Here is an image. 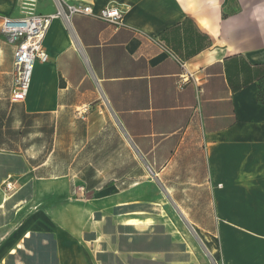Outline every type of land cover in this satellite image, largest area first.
<instances>
[{
	"label": "crops",
	"instance_id": "obj_1",
	"mask_svg": "<svg viewBox=\"0 0 264 264\" xmlns=\"http://www.w3.org/2000/svg\"><path fill=\"white\" fill-rule=\"evenodd\" d=\"M67 1L96 11L116 5L121 25L55 19L50 60L34 65L24 113L59 117L72 108L109 159L131 150L146 174L131 183L136 175L123 169L120 183L93 186L91 199H74L76 178L66 176L45 191L32 185L24 198L0 191V264H209L204 256L264 264V0ZM21 9L0 0V15L19 18ZM56 10L55 0H38V14ZM5 39L0 73L14 70ZM185 72L190 82L180 86ZM153 206L182 210L196 231L183 210L213 209L216 247L205 234L202 254L189 234L145 235L154 224L141 209Z\"/></svg>",
	"mask_w": 264,
	"mask_h": 264
},
{
	"label": "rangeland",
	"instance_id": "obj_2",
	"mask_svg": "<svg viewBox=\"0 0 264 264\" xmlns=\"http://www.w3.org/2000/svg\"><path fill=\"white\" fill-rule=\"evenodd\" d=\"M67 26L69 27V25ZM0 36L6 41L1 32ZM13 82V69L10 72L0 73V191L2 198L15 192H18L19 197L24 198L34 184L35 188L45 191V184H48L46 182L66 176L72 182L73 178H76L78 187L76 189L80 193L76 194L73 189L72 197L74 199H86L85 197L91 199L93 186L109 185L113 179L120 183L121 177L118 175L122 173L123 169H126L130 175H136L135 178H128L131 183L137 181V175L145 173L131 150L126 156L124 154V160L109 159L111 154L106 153L107 146L104 143L100 144L103 139L97 137L93 140V128H87L86 121L77 118L72 108L66 109L59 117L53 115L26 116L24 103L12 104L10 102L9 93ZM112 138L116 144L118 140L115 133L112 134ZM113 149L114 152H121L122 146L114 145ZM118 157L121 158L122 155H118ZM30 170L33 172L32 175L23 176ZM146 171L150 173L148 168ZM15 178L19 180L22 188L17 186L16 190L5 192V181ZM52 184L56 185L57 183ZM54 196L58 197L57 194ZM141 211L145 216L143 220L149 219L154 224L149 230H141L145 235L186 236L189 234L196 240L195 248L199 252L203 250L205 253V249L198 239V236L205 234L214 241L209 244L216 247V239L212 237L214 235L208 232L216 231L213 209L183 210L190 215L191 221L201 229L197 231L192 224L186 222L182 210L173 206L164 209L153 206V208H144ZM128 231L131 230L125 228L121 230L123 233ZM204 257L209 264H214L210 260L211 258Z\"/></svg>",
	"mask_w": 264,
	"mask_h": 264
},
{
	"label": "built area",
	"instance_id": "obj_3",
	"mask_svg": "<svg viewBox=\"0 0 264 264\" xmlns=\"http://www.w3.org/2000/svg\"><path fill=\"white\" fill-rule=\"evenodd\" d=\"M19 1L22 6V17L11 18L0 15L1 31L14 48V83L10 91V102L12 104H22L27 100L35 63L45 64L49 62L50 58L45 47V40L55 19L61 18L70 26L73 17L85 16L103 20L119 27L123 16V11L116 5L96 11L91 4L71 3L67 0H55L57 4L56 12L43 15L36 12L38 0ZM153 38L151 36V39ZM189 82L190 77L186 72L180 76L178 81L180 86ZM5 182V192L16 190V182L11 179H7Z\"/></svg>",
	"mask_w": 264,
	"mask_h": 264
},
{
	"label": "trees",
	"instance_id": "obj_4",
	"mask_svg": "<svg viewBox=\"0 0 264 264\" xmlns=\"http://www.w3.org/2000/svg\"><path fill=\"white\" fill-rule=\"evenodd\" d=\"M258 100L264 104V75L259 80Z\"/></svg>",
	"mask_w": 264,
	"mask_h": 264
}]
</instances>
